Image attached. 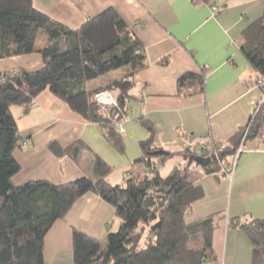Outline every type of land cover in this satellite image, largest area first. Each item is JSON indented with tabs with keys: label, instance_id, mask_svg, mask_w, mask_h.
<instances>
[{
	"label": "trees",
	"instance_id": "trees-1",
	"mask_svg": "<svg viewBox=\"0 0 264 264\" xmlns=\"http://www.w3.org/2000/svg\"><path fill=\"white\" fill-rule=\"evenodd\" d=\"M41 33L46 41L40 48ZM240 51L264 78V14L244 31ZM34 53L42 56L41 69L0 72V264H46V235L89 193H99L114 207L120 226L105 243L74 229L72 264H218L214 249L217 214L187 222L193 205L204 197L203 189L190 182V168L194 164L208 174L227 175L242 145L264 139V101L248 125L220 149L203 140L182 151L157 148L153 124L140 118L149 137L141 143L143 155L135 162L139 169L130 172L123 186L99 188V181L106 185L112 167L80 140L66 148L51 142L48 148L56 157L75 163L91 153L94 178L15 186L12 179L21 167L14 152L23 141L13 107L29 112L38 96L50 91L85 121L100 126L106 140L124 154L119 124L128 116L134 98V75L148 67L142 42L114 8L71 29L38 10L33 0H0V59ZM122 70L121 77L109 79L108 75ZM102 78L105 83L89 89L90 82ZM178 91L184 96L204 93L205 73L183 75ZM105 92L115 97L117 107L106 111L92 101L93 95ZM179 156L188 164L164 174L167 163ZM203 159L211 161L203 166ZM230 226L239 228L250 241L252 264H264V220L234 218Z\"/></svg>",
	"mask_w": 264,
	"mask_h": 264
},
{
	"label": "crops",
	"instance_id": "crops-1",
	"mask_svg": "<svg viewBox=\"0 0 264 264\" xmlns=\"http://www.w3.org/2000/svg\"><path fill=\"white\" fill-rule=\"evenodd\" d=\"M33 3L51 19L71 29H78L88 19L114 8L142 42L148 67L133 77L134 98L123 121L124 154L106 140L100 126L85 121L50 91L38 96L29 112L23 107H13L22 141L31 144L14 152L21 167L12 179L15 186L34 181L68 184L83 177L94 178L91 153L75 163L69 158L56 157L48 148L51 142L66 148L79 140L112 167L106 185L99 181V188L105 191L108 187L123 186L130 172L136 171L135 162L143 155L141 143L149 137L140 118L153 124L157 148L182 151L191 142L203 140L220 149L248 125L264 98V91L256 85L260 75L240 51L244 31L264 14V0L208 3L203 0H33ZM43 64L40 53L0 59V72L37 71ZM202 72L205 92L181 95L180 77ZM123 73L122 70L108 76L119 78ZM170 161L165 167L169 171L183 167L181 159L174 160L172 165ZM190 182L203 189L204 197L193 205L187 222L217 214L214 249L218 264H252L250 241L239 228H232L230 221L264 220V139L246 142L233 176L208 174L193 164ZM119 226L114 207L99 193L85 195L46 235V264H72L74 229L105 243Z\"/></svg>",
	"mask_w": 264,
	"mask_h": 264
},
{
	"label": "built area",
	"instance_id": "built-area-1",
	"mask_svg": "<svg viewBox=\"0 0 264 264\" xmlns=\"http://www.w3.org/2000/svg\"><path fill=\"white\" fill-rule=\"evenodd\" d=\"M256 85L261 87L262 90L264 91V78H258L256 80ZM92 101L93 102H98L99 104L101 105H107L109 107H112V108H115L118 106L117 102H116V99H114L112 97V94L108 93V92H105V93H99V94H95L92 96ZM264 101V98L261 102ZM116 119H118V116H116ZM124 121V120H123ZM123 121L119 124V131L120 133L123 135L125 133V130L123 128ZM30 143H28L27 141H23L21 143V149H27L30 147ZM200 145H204L203 143H200ZM191 147H195L196 146V143H192L190 144ZM243 151V145L239 148V150L237 151L236 155L234 156L233 160H232V164H231V168H230V171L229 173H227V176L231 177L233 176L234 172H235V168H236V165H237V161H238V158L240 156V154L242 153ZM226 163L223 164V167H226Z\"/></svg>",
	"mask_w": 264,
	"mask_h": 264
},
{
	"label": "rangeland",
	"instance_id": "rangeland-1",
	"mask_svg": "<svg viewBox=\"0 0 264 264\" xmlns=\"http://www.w3.org/2000/svg\"><path fill=\"white\" fill-rule=\"evenodd\" d=\"M45 41H46V38H45V36L41 33L40 35H39V37H38V40H37V47H39L40 45H44L45 44ZM122 72V71H121ZM106 82V78H102V79H98V80H95V81H92V82H90L89 83V89H94L95 87H96V85H101V84H103V83H105ZM112 97L115 99V97L112 95ZM117 102V101H116ZM117 104H118V102H117ZM102 106H104L105 107V110L107 111V110H110L112 107H109V106H107V105H102ZM176 159H181L182 161H183V167H185L187 164H188V160L186 159V158H184V157H175L174 159H173V161L174 160H176ZM233 160V159H232ZM173 161H170V164L172 165L173 164ZM225 163H226V161H225ZM139 169V167H136V171ZM169 172V169H168V167L167 168H165L164 170H163V173L164 174H166V173H168Z\"/></svg>",
	"mask_w": 264,
	"mask_h": 264
},
{
	"label": "water",
	"instance_id": "water-1",
	"mask_svg": "<svg viewBox=\"0 0 264 264\" xmlns=\"http://www.w3.org/2000/svg\"><path fill=\"white\" fill-rule=\"evenodd\" d=\"M210 159H203L201 162L203 163V166H206L208 162H210Z\"/></svg>",
	"mask_w": 264,
	"mask_h": 264
}]
</instances>
